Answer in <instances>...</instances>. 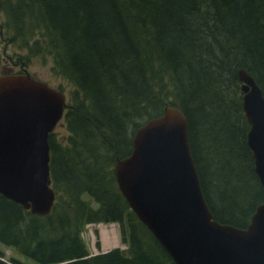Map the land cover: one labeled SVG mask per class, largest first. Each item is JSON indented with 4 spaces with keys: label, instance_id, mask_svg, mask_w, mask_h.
I'll use <instances>...</instances> for the list:
<instances>
[{
    "label": "trees",
    "instance_id": "1",
    "mask_svg": "<svg viewBox=\"0 0 264 264\" xmlns=\"http://www.w3.org/2000/svg\"><path fill=\"white\" fill-rule=\"evenodd\" d=\"M0 18L1 39L23 52L11 56L16 65L49 59L52 77L72 87L67 135L47 137L51 210L34 216L0 196L1 246L32 264H174L129 210L113 171L134 131L165 106L185 118L212 219L248 224L264 190L236 72L264 99V0H0ZM90 224L116 225L125 249L91 256L80 236ZM0 264L25 263L0 252Z\"/></svg>",
    "mask_w": 264,
    "mask_h": 264
},
{
    "label": "water",
    "instance_id": "2",
    "mask_svg": "<svg viewBox=\"0 0 264 264\" xmlns=\"http://www.w3.org/2000/svg\"><path fill=\"white\" fill-rule=\"evenodd\" d=\"M236 75L245 143L264 190V99L244 70ZM66 108L61 92L25 70L0 75V196L34 216L48 215L54 201L47 137ZM130 146L113 166L117 189L174 264H264V202L242 229L212 219L179 109L165 106L134 131Z\"/></svg>",
    "mask_w": 264,
    "mask_h": 264
},
{
    "label": "rangeland",
    "instance_id": "3",
    "mask_svg": "<svg viewBox=\"0 0 264 264\" xmlns=\"http://www.w3.org/2000/svg\"><path fill=\"white\" fill-rule=\"evenodd\" d=\"M1 21V18H0ZM1 36V35H0ZM23 52L18 51L15 46L8 45L0 37V75L9 72H17L25 70L28 75L34 77L35 79L45 83L47 86L58 90L64 95L65 105L67 106L69 93L72 91V87L65 81L52 77L50 72V62L46 59L43 63L41 60L34 59L25 67H19L14 63L11 58L12 55H21ZM57 134L55 137L60 141L61 137L67 135L65 129L62 127L61 121L59 125L54 129ZM80 236L85 243L90 255L106 252L113 248H118L120 250L125 249V246L121 245L118 238V229L114 224L102 225V224H90L86 225ZM99 243V249L95 248V243ZM0 252L3 253L4 260L8 261L10 258L19 259L20 262L25 264H32L30 261L19 256L16 252L12 251L10 248H6L0 245Z\"/></svg>",
    "mask_w": 264,
    "mask_h": 264
},
{
    "label": "flooded vegetation",
    "instance_id": "4",
    "mask_svg": "<svg viewBox=\"0 0 264 264\" xmlns=\"http://www.w3.org/2000/svg\"><path fill=\"white\" fill-rule=\"evenodd\" d=\"M55 90H56V89H55ZM57 91H58V90H57ZM58 125H59V123L55 126V128H56ZM55 128H54V129H55Z\"/></svg>",
    "mask_w": 264,
    "mask_h": 264
},
{
    "label": "bare ground",
    "instance_id": "5",
    "mask_svg": "<svg viewBox=\"0 0 264 264\" xmlns=\"http://www.w3.org/2000/svg\"><path fill=\"white\" fill-rule=\"evenodd\" d=\"M52 133V132H51Z\"/></svg>",
    "mask_w": 264,
    "mask_h": 264
}]
</instances>
